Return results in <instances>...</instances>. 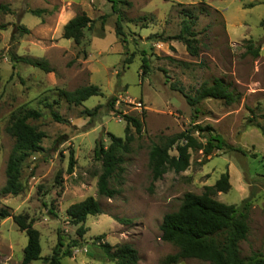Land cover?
<instances>
[{
  "label": "rangeland",
  "instance_id": "obj_1",
  "mask_svg": "<svg viewBox=\"0 0 264 264\" xmlns=\"http://www.w3.org/2000/svg\"><path fill=\"white\" fill-rule=\"evenodd\" d=\"M128 1L115 2L122 41L114 35L116 13L111 11L109 0H0L8 7H0V186L12 144L5 131L9 112L37 108L40 116L29 120L45 132L41 141L44 150L32 152L22 165L24 189L17 194L0 193V207L10 213L26 212L39 231L40 257L28 264H45L44 257L58 232L65 240L76 237L75 225L64 210L87 194L97 199L101 212L86 216V229L78 245L71 248L70 256L60 257V264H114L93 242L98 233L112 245L132 244L138 255L135 264H165L162 258L176 247L159 236L161 215L177 207L184 191L200 192L224 171L230 186L215 192L214 197L238 204L249 195L251 202L248 231L238 242L240 254L257 250L264 255V138L248 120L253 116L264 120L259 114L264 112V27L259 23L264 0ZM34 8L42 11L34 14L28 10ZM81 9L92 18L108 14L103 29L95 19L76 44L62 36V22L72 11ZM183 17L192 19L198 39L196 55H190L177 39L149 38L154 32L175 33ZM247 39L259 45L256 56L246 51ZM11 53L44 58L51 70L43 71L21 60L12 67ZM142 53L149 66L143 74L139 66ZM127 55L129 60L123 62ZM213 77L222 79L238 95L237 100L226 104L206 97L188 105L181 91L174 88L179 85L182 92L194 94L202 81L210 83ZM87 83L96 84L101 93L89 95L79 104L58 94V88ZM111 95L115 99L108 108L106 101ZM94 105V112H87ZM50 109L68 122L53 120ZM122 113L136 116L141 121L140 131L130 127L133 138L122 154V171L110 180L117 191L104 196L96 191L100 160L94 156L93 146L96 140L107 144L106 132L123 136ZM192 121L208 123L230 146L213 148L207 155L191 150L184 170L168 169L151 181L147 164L150 144L187 128ZM70 150L74 162L72 170L66 172ZM57 172L59 182L54 178ZM114 217L129 220L119 222ZM25 242L24 231L11 216L0 217V264H17ZM169 264L206 262L186 257Z\"/></svg>",
  "mask_w": 264,
  "mask_h": 264
},
{
  "label": "trees",
  "instance_id": "obj_2",
  "mask_svg": "<svg viewBox=\"0 0 264 264\" xmlns=\"http://www.w3.org/2000/svg\"><path fill=\"white\" fill-rule=\"evenodd\" d=\"M109 1L111 11L116 13L113 21L114 35L124 41L120 15L117 8H115L117 0ZM120 1L129 3L128 0ZM0 7L8 8L3 4H0ZM28 10L34 14H39L42 11L39 8ZM107 14L100 13L92 18L84 10H78L63 23L62 36L71 38L74 43L79 44L84 38V30L91 29L95 24V19L99 20L98 27L103 29ZM259 23L264 27V16L261 17ZM191 25L192 19L183 17L180 19V26L175 33L161 34L154 32L149 35V38L152 37L162 41L177 39L184 44L190 55H196L198 53V39ZM21 29L27 30L26 27H21ZM97 35H101V33L97 32ZM247 40L246 51L251 53L252 56H256L259 45H253L250 39ZM81 50L82 55H85V49L82 48ZM168 57L186 64L185 61ZM129 58V55L125 56L123 62L129 60ZM9 59L12 67L15 66L17 60H21L37 66L43 71L51 70L46 59L41 57L11 53ZM139 66L142 74L149 69L148 58L144 53L140 56ZM174 88L181 91L188 105H195L199 100L206 97L221 99L226 104H230L238 98V95L234 94L228 88V85L218 77H213L210 83L202 81L196 87L194 94L182 92L179 85ZM57 90L65 101L74 104H79L89 95L101 93L98 86L93 83L82 84L72 89L58 88ZM114 99V95L109 96L106 101L108 108L112 107ZM96 108L97 105H94L87 112H94ZM248 110L253 112L251 108ZM49 112L53 120L68 122V119L57 113V111L50 109ZM40 114L41 112L35 107L9 112L5 131L12 138V144L5 162V179L0 186V193L17 194L22 191L24 184L21 181V169L24 161L32 152L44 150L41 141L45 132L39 128L37 123L29 120V118H37ZM259 114L264 118V112ZM122 117L125 122L123 136L106 132L108 136L107 144H104L101 140H96L93 146V154L100 160L95 182L96 191L100 195L112 196L117 191L115 187L110 185V180L122 171V154L127 151L128 143L133 138L130 127L132 126L136 133L140 131L141 121L136 116L122 113ZM248 120L250 125L256 127L264 138V120L263 122L257 121L254 116ZM192 131L200 134L204 141L198 140ZM223 145L230 146L218 133L212 131L208 123L200 124L192 121L187 128L164 135L158 142L150 144L147 151L150 180L159 178L168 169L175 172L184 170L189 164L191 150H200L203 155H207L213 148H221ZM171 149H174L173 153L170 152ZM238 150L244 152L239 147ZM251 155L254 156L255 154L252 153ZM73 162L74 158L70 150L65 167L66 172L72 170ZM59 174L57 172L54 176L56 182H59ZM229 186L228 173L226 171L221 172L211 184L203 185L200 192L184 191L177 207L161 215L158 224L159 236L162 240L168 241L176 247L174 252L168 253L162 258L163 263H175L182 258L194 257L205 261L206 264H264V255L261 252L251 250L248 254L242 255L238 246V242L245 238L248 231L247 217L251 204L249 195L243 197L238 204L226 203L214 197L215 192L226 191ZM64 211L68 221L75 225L76 237L65 240L64 236L58 232L51 251L44 257L45 264H60V257L70 256L71 248L78 245V238L82 236L86 229L84 225L86 216L101 212L97 199L91 194L67 204ZM9 215L16 226L23 230L26 235V242L22 247L21 258L17 264H28L30 260L40 257L39 231L32 226V221L26 212L10 213L5 207H0V217ZM114 218L119 222L129 220L126 217ZM102 237L103 233L96 234L93 242L109 261L114 264L136 263L137 250L132 244L122 242L112 245L103 240Z\"/></svg>",
  "mask_w": 264,
  "mask_h": 264
},
{
  "label": "crops",
  "instance_id": "obj_3",
  "mask_svg": "<svg viewBox=\"0 0 264 264\" xmlns=\"http://www.w3.org/2000/svg\"><path fill=\"white\" fill-rule=\"evenodd\" d=\"M83 10V9H82ZM76 12H74V11H72V13L70 14V15H68L67 16V18L62 22V24L64 23V22H66L71 16H73L74 14H75ZM61 14V13H60ZM87 14V13H86ZM88 15V14H87ZM61 24V25H62Z\"/></svg>",
  "mask_w": 264,
  "mask_h": 264
}]
</instances>
